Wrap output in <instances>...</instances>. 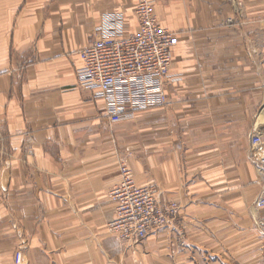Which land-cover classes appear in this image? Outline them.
<instances>
[{
	"label": "crops",
	"instance_id": "obj_1",
	"mask_svg": "<svg viewBox=\"0 0 264 264\" xmlns=\"http://www.w3.org/2000/svg\"><path fill=\"white\" fill-rule=\"evenodd\" d=\"M172 32L161 107L112 121L76 79L102 14L130 31L138 0H0V264H255L262 256L264 0H148ZM262 133L255 148L251 136ZM176 202L141 243L119 241V162ZM252 263V260H254Z\"/></svg>",
	"mask_w": 264,
	"mask_h": 264
},
{
	"label": "built area",
	"instance_id": "obj_2",
	"mask_svg": "<svg viewBox=\"0 0 264 264\" xmlns=\"http://www.w3.org/2000/svg\"><path fill=\"white\" fill-rule=\"evenodd\" d=\"M135 17L138 27L133 32L122 12L102 14L94 40L77 51L81 67L76 70V79L93 99L104 101L112 121L161 107L167 102V86L178 79L170 74L174 34L160 24L148 0H138ZM262 133L252 134L253 147L263 145ZM253 163L264 177V155ZM118 169V184L107 193L114 216L106 226L119 241L136 245L150 234L170 227L179 216L180 206L173 201L160 203L157 187L137 184L125 161L119 162ZM263 207L261 194L252 209L258 212ZM13 261L19 263V252Z\"/></svg>",
	"mask_w": 264,
	"mask_h": 264
},
{
	"label": "rangeland",
	"instance_id": "obj_3",
	"mask_svg": "<svg viewBox=\"0 0 264 264\" xmlns=\"http://www.w3.org/2000/svg\"><path fill=\"white\" fill-rule=\"evenodd\" d=\"M253 202H254V201H253ZM253 210H254V209H253ZM254 212H255V211H254ZM256 213H258V212L256 211ZM259 223H260L259 225L262 226V227H263V230H264V223H262L261 221H260ZM263 232H264V231H263ZM262 253H263V255L257 258L258 262L255 263V264H264V247H263ZM254 261H255V259L252 260V263H254ZM248 264H251V262L248 263Z\"/></svg>",
	"mask_w": 264,
	"mask_h": 264
}]
</instances>
